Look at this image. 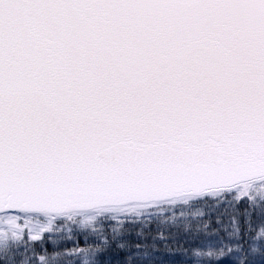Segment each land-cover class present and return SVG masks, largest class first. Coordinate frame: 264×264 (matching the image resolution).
<instances>
[{"label": "water", "instance_id": "water-1", "mask_svg": "<svg viewBox=\"0 0 264 264\" xmlns=\"http://www.w3.org/2000/svg\"><path fill=\"white\" fill-rule=\"evenodd\" d=\"M264 180V0H0V213Z\"/></svg>", "mask_w": 264, "mask_h": 264}, {"label": "trees", "instance_id": "trees-1", "mask_svg": "<svg viewBox=\"0 0 264 264\" xmlns=\"http://www.w3.org/2000/svg\"><path fill=\"white\" fill-rule=\"evenodd\" d=\"M257 198L223 200L196 217L183 208L145 218L101 214L69 230L68 240H58L69 234L57 223L3 247L0 264H264V196Z\"/></svg>", "mask_w": 264, "mask_h": 264}, {"label": "rangeland", "instance_id": "rangeland-1", "mask_svg": "<svg viewBox=\"0 0 264 264\" xmlns=\"http://www.w3.org/2000/svg\"><path fill=\"white\" fill-rule=\"evenodd\" d=\"M253 196L258 197L256 200L264 196V180L203 196H186L158 203L129 204L121 207L78 211L59 216L41 213L4 212L0 213V250L11 243L20 245L24 237H38L44 231L52 230L57 223L63 224L66 228L65 232L69 234L66 237L61 233L58 240H68L71 234L69 230H72L74 227H90L101 214L145 218L158 215L159 213L162 214L164 210L169 211L171 209L183 208L184 210L188 209L189 213L196 217L197 215H202L204 212L215 211V208L223 200L237 201L242 198L251 200Z\"/></svg>", "mask_w": 264, "mask_h": 264}]
</instances>
